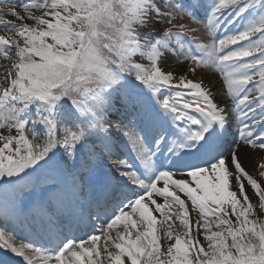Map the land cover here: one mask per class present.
<instances>
[{"label": "snow or ice", "instance_id": "snow-or-ice-1", "mask_svg": "<svg viewBox=\"0 0 264 264\" xmlns=\"http://www.w3.org/2000/svg\"><path fill=\"white\" fill-rule=\"evenodd\" d=\"M0 59V249L264 264V0H0Z\"/></svg>", "mask_w": 264, "mask_h": 264}, {"label": "rangeland", "instance_id": "rangeland-1", "mask_svg": "<svg viewBox=\"0 0 264 264\" xmlns=\"http://www.w3.org/2000/svg\"><path fill=\"white\" fill-rule=\"evenodd\" d=\"M8 19H11V17H8ZM4 63L6 62L3 59H0V64H4ZM3 75H4L3 73H0L1 77ZM198 77H199V72L196 75L191 76V78L194 80L198 79ZM261 162H262V157L259 154H257L254 158V162L252 164L246 163L245 168L249 172L250 175H252L255 179H257L262 184V186H264V178H261L259 175L261 169L257 167V165ZM247 191L249 195L252 196V190L248 188ZM253 203H256V198L254 196H253Z\"/></svg>", "mask_w": 264, "mask_h": 264}, {"label": "bare ground", "instance_id": "bare-ground-1", "mask_svg": "<svg viewBox=\"0 0 264 264\" xmlns=\"http://www.w3.org/2000/svg\"><path fill=\"white\" fill-rule=\"evenodd\" d=\"M8 225L10 227L15 226V225H13L11 223H9ZM18 229H20V228L18 227ZM8 230L12 231V229H8ZM23 241H24V239H21V238L17 239V243H20V242H23ZM10 257H12L13 259L10 258ZM0 264H20V258L15 257L14 254H12L10 252H7V250L0 249Z\"/></svg>", "mask_w": 264, "mask_h": 264}]
</instances>
